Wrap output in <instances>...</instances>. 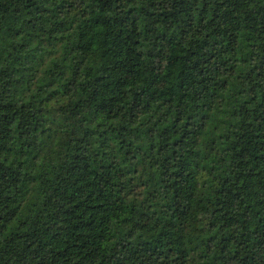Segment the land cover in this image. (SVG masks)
<instances>
[{
	"label": "trees",
	"instance_id": "trees-1",
	"mask_svg": "<svg viewBox=\"0 0 264 264\" xmlns=\"http://www.w3.org/2000/svg\"><path fill=\"white\" fill-rule=\"evenodd\" d=\"M0 264H264V0H0Z\"/></svg>",
	"mask_w": 264,
	"mask_h": 264
}]
</instances>
